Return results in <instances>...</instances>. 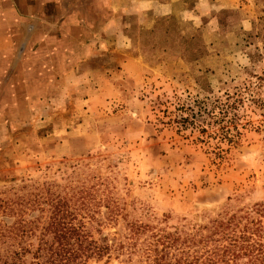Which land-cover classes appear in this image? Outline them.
Returning a JSON list of instances; mask_svg holds the SVG:
<instances>
[{"label":"rangeland","instance_id":"1","mask_svg":"<svg viewBox=\"0 0 264 264\" xmlns=\"http://www.w3.org/2000/svg\"><path fill=\"white\" fill-rule=\"evenodd\" d=\"M10 1L25 23L20 84L0 93V260L58 201L172 262L264 228V0Z\"/></svg>","mask_w":264,"mask_h":264},{"label":"trees","instance_id":"2","mask_svg":"<svg viewBox=\"0 0 264 264\" xmlns=\"http://www.w3.org/2000/svg\"><path fill=\"white\" fill-rule=\"evenodd\" d=\"M84 208L85 204L82 205ZM70 208L68 202L58 201L53 204V211L46 226L37 223L29 230H22L18 235L21 244L18 250L7 251L1 264H89L110 259L112 251L117 256H132L139 252V264H241V257H250V263H264V228L257 222L256 229L248 236L234 237L228 246H218L210 253L193 255L181 254L172 262L167 252L159 250L154 244L137 249L136 243L125 246L109 242V237L100 228V221L93 215L82 214ZM35 237L36 244L22 246L23 238ZM136 237L130 232L125 240ZM246 243V244H245ZM263 258H262V257ZM144 258V261H142Z\"/></svg>","mask_w":264,"mask_h":264},{"label":"crops","instance_id":"3","mask_svg":"<svg viewBox=\"0 0 264 264\" xmlns=\"http://www.w3.org/2000/svg\"><path fill=\"white\" fill-rule=\"evenodd\" d=\"M3 1L0 0V93L14 87L15 83L20 84L22 56L17 46L22 35L24 36L22 32L25 23L20 4L10 0ZM30 37L33 40L34 36Z\"/></svg>","mask_w":264,"mask_h":264}]
</instances>
